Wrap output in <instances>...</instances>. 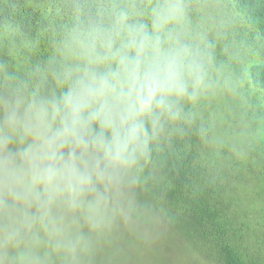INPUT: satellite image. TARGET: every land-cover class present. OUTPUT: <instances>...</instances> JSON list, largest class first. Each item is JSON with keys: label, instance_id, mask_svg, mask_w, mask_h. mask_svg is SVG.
I'll return each mask as SVG.
<instances>
[{"label": "clouds", "instance_id": "clouds-1", "mask_svg": "<svg viewBox=\"0 0 264 264\" xmlns=\"http://www.w3.org/2000/svg\"><path fill=\"white\" fill-rule=\"evenodd\" d=\"M48 53L0 33V264H208L159 187L167 150L223 141L202 102L232 93L220 0H64ZM31 51V49L29 48ZM227 50V47L225 48Z\"/></svg>", "mask_w": 264, "mask_h": 264}, {"label": "trees", "instance_id": "trees-1", "mask_svg": "<svg viewBox=\"0 0 264 264\" xmlns=\"http://www.w3.org/2000/svg\"><path fill=\"white\" fill-rule=\"evenodd\" d=\"M220 2L232 26L216 56L233 92L202 102L200 111L244 154L236 158L219 140L204 144L191 134L163 155L159 187L179 214L180 236L199 245L208 264H264V0ZM63 3L0 0V33L29 45L21 60L46 57L49 25L59 23Z\"/></svg>", "mask_w": 264, "mask_h": 264}, {"label": "rangeland", "instance_id": "rangeland-1", "mask_svg": "<svg viewBox=\"0 0 264 264\" xmlns=\"http://www.w3.org/2000/svg\"><path fill=\"white\" fill-rule=\"evenodd\" d=\"M174 252L171 248L165 250V254L161 257L160 264H172Z\"/></svg>", "mask_w": 264, "mask_h": 264}]
</instances>
